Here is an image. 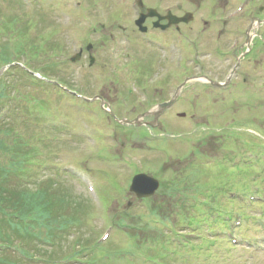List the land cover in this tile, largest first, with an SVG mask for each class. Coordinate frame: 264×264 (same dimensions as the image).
<instances>
[{
    "label": "rangeland",
    "instance_id": "1",
    "mask_svg": "<svg viewBox=\"0 0 264 264\" xmlns=\"http://www.w3.org/2000/svg\"><path fill=\"white\" fill-rule=\"evenodd\" d=\"M11 1L14 0H2V2L0 0V14L2 13L4 16H7L9 21L16 20L20 15L26 17L25 21H33L37 25V29L32 30V32L25 31V26L27 25L21 24L20 28L24 29L14 30L13 33H7L8 36L18 37L19 42L22 41L19 37L20 35L34 42H36L39 37H41L42 40H46V36L38 31L42 32V26H45V21L41 19V15H49V12L44 11V8H41L37 0L35 4V14H31V11L27 10V6L25 8L23 5L21 6L20 3ZM106 1L108 4L107 9L110 10L115 0ZM218 1L222 8L226 0ZM99 2H102L104 5L102 0ZM260 4L264 7V0L263 3L256 2L255 7L251 9V20L254 13L257 11L259 12L258 8ZM209 9L212 10V13L215 12L212 8V1H209ZM216 13L221 14L222 10L219 9ZM260 19L264 22V16H261ZM2 26L7 28L9 24ZM261 31L262 33L260 34ZM251 34H253V41L251 42L252 54L254 41L259 37L261 40H264L263 23H256V27ZM8 36L4 31L0 30V42L2 44L8 43V40H10ZM57 38H51L52 43L45 47L47 51H51L50 48H55V53H51L50 57L45 58V51L41 45V49L37 52V58L34 60L35 64L33 67L42 66L46 71L54 75H61L65 80L73 83L74 70L78 68V66H73L68 60L72 53L68 40L63 38L62 47L57 50ZM70 39L73 40L74 38L70 37ZM58 40H60V38H58ZM258 46L257 43L255 49ZM259 57V61H261L259 67H255L254 64H251V67L249 66L247 68L248 73L251 74V83H253V81L255 83V81L259 80L261 75H264V55ZM22 59L23 57L20 58V60ZM138 61L140 62L139 65L142 70H147L151 72L152 75L158 72L155 71L152 64L149 63L144 66L140 59H138ZM0 66H2V64H0ZM219 66L218 63L212 62L208 67L213 69ZM218 73L223 74L220 71ZM88 75L90 74L88 73ZM136 75L137 74H135V76ZM139 78L143 80L142 77ZM123 79L127 80V78ZM115 82L118 93L114 91L115 87L111 84L106 88L102 97L104 101L110 104L112 110L120 116L123 106H121L119 102L123 103L126 101L121 94L122 91L125 90V87L123 83H119L117 80H115ZM24 83H26V81L18 84V88L22 89L23 92L28 91V93L33 96V99L35 98L40 103H44L46 108L54 103L56 99L57 102H59L62 97L59 90L45 89L43 86L34 83L31 85H26ZM84 88L86 87L84 86ZM90 91L91 89L87 84V91H85V94L92 97L89 93ZM197 91L198 93L202 92V87L198 85L193 95L191 106H181L163 118V121L166 124V128L173 131L175 136L179 137L180 140L184 139L185 134L177 135L176 132L186 133L191 130V128L195 127L197 129V124L199 122L201 123L200 128L206 127V132L199 135L202 141L190 139L191 144L188 142L185 145H178L168 141L170 146H163V148L167 149L169 147L168 152L171 157L163 155L153 157V154L151 155L143 152L146 149H150L152 144H157L153 142L155 133L158 132V126H156L154 131L152 129H142L139 127L129 129L128 126L117 125L112 121L117 127L115 128V136L123 143V145L120 143L115 145L114 134L110 128L108 119L98 113H96V115L98 114L97 117H90L88 120L82 118L69 120L73 118L74 110L65 109L64 112H61L60 116L64 121L69 120L70 129L68 130L67 127L68 132L64 130L63 132H55V134H53L47 133L46 131H48L49 127L58 128L63 125L59 116L55 115L50 121H42L39 126H34V124L32 125L34 117L36 116L34 112H27L30 115L25 117L24 115H19L20 112L24 111L22 103L21 110L17 113V116L22 118L20 121H24V128H26L25 137L27 138L29 134L32 143L35 144V141H39L41 131H44V140L39 145V152H36L32 156L31 159L33 164H31V166H34L36 162H46L48 164H56L60 167L58 170L60 173L55 169L45 171L37 169L36 175L39 176V180H37L39 185H42L44 180L48 179L56 184L55 188L61 187L62 191L67 193L70 198L76 200L78 203L82 201L81 204L83 203L85 207H81L82 212L75 213L76 217L75 220H73L75 222H72L71 225L66 228L67 234L65 235L64 242L59 240L58 245L56 243L55 247L52 248L45 245V241L49 240L46 236L34 237L36 241L31 245L23 239L25 244L22 247L23 252L29 253L30 255L33 254V258L39 257L38 259H32L28 264H41L36 260H40L42 257L48 258V256L50 257V261H46L49 262V264H55L57 260L70 258L84 246L86 248L91 244L94 245L98 240L103 243L101 241L102 236L106 234L107 230L111 231L108 224L109 222L111 224H117L118 228L111 236L108 243L103 245V247L109 245L104 252L106 255L98 259H92L89 264H138L143 262L146 264H161L160 260H164V262L170 261L167 262L168 264H173V262H176L175 264H264V251L257 252L247 247H230L231 244L234 245V239L241 242L235 230L232 233L230 229H227L224 235L221 234L220 229L214 230L215 234L226 237L227 241H222L210 237L208 233L210 229L202 226L200 223L201 216L208 210L223 214L227 224L229 222H234L236 218H240L247 222L246 227L241 229V233L244 236H249L251 234V240L254 242L260 241L264 244V96L251 101V104H247L248 102H246L245 99L233 102V110L229 116L216 121L214 115L221 112H230L229 103L232 101H221L217 94L210 98L208 97L209 93L206 91H203L204 94L202 97H196ZM159 94L160 92L157 90L152 91L149 104H146L143 109L134 112L130 118L136 117L141 113L146 114L152 112L161 102ZM135 97L131 99V102ZM163 98H166V96ZM64 99L66 98L64 97ZM50 109L48 112H50ZM178 113H188L189 116L185 118L186 120H181L177 115ZM15 114L16 113L13 112L12 117H14ZM78 114L82 116L81 112H78ZM193 115L196 116L198 123L191 125L190 118ZM233 119L236 120L234 124H232ZM246 119L251 120V124L245 121ZM153 120L154 117L152 114L145 119H141L140 124H144L145 122L152 124ZM26 123H28V127ZM69 124H67V126H69ZM96 125L100 129H97ZM230 125H235V130L240 133H242V130H251V138H247L251 139V147L254 148V150L251 151V170L241 166L231 167L224 165L221 167H211L210 164L212 163H207V165H205L208 157H214L221 153L228 152L223 148L224 146L221 144V141H217L216 138L223 137V132ZM14 126L19 125L14 124ZM20 131L23 132V129ZM0 133H2L1 128ZM189 133L190 132L186 134ZM71 135L76 144L82 142L83 145H85L83 154L79 153L76 155L70 150L71 147L76 146ZM207 138L209 139L204 141ZM134 145H137L139 151L134 148ZM79 146L80 145H78V147ZM193 147L199 149L200 157L197 161H194L195 159L193 160V168L182 171L183 165L179 162L192 160L190 153ZM130 149H133V151ZM164 151L165 150L161 153ZM128 153L130 154L126 157ZM120 155L123 156V160L126 158L124 163L129 162L127 164L131 169L128 167L125 170L124 168L123 170H112V165L109 166L110 163H113L114 167L122 164L118 159ZM178 156H181L182 159L178 160ZM19 160H22L19 154H16L15 150L11 149L8 154L0 156V165L10 170L13 164L17 163ZM75 162L84 164L95 172L96 180L91 179L90 182L96 186L97 190L99 189L101 195L106 200L105 202L111 204L110 208H108V206L107 208H99L94 197L87 195V179L85 175L81 173L82 168L79 167L78 164L76 165ZM164 162H167V164H164ZM124 163L122 164L123 167L125 165ZM85 166L84 169L87 170ZM78 169L79 175L76 173ZM158 171H160L159 177L155 175ZM62 172H69L73 178L67 174H61ZM140 172H145L151 177H156L160 180L161 195L156 194L147 200L148 205L153 204L154 207L160 206L159 210L153 211V208H144L142 205L135 204L131 211H127L128 203L136 202L135 195L128 190L129 181L132 176ZM21 189L30 190L32 187L28 188L23 186ZM227 192H232L233 194L230 195L227 194ZM198 195L202 197L196 198ZM30 197L35 198L36 194L33 193ZM115 199L116 201H114ZM161 201H165V203L158 205ZM189 204L195 205V208L190 211L191 214L196 213L199 216L197 240H186L179 248L172 249L163 247L159 242L152 248L143 246L145 239L151 238L150 241L154 239L156 230L157 235L160 234V230L166 235L173 226L180 232L187 231L188 228L186 226L181 227L182 224L178 221L187 211ZM108 211L113 213V215H110L109 219L107 215V223V221L103 219V216L109 213ZM73 234L75 235L73 236ZM129 235L134 238L136 247L126 246L131 242L130 240L129 243L127 241ZM146 235H150V237ZM76 242L78 243L79 249L75 247L76 250H73L70 248L71 246L69 247L70 244ZM67 246L69 247L68 249ZM115 248H119L121 251H117Z\"/></svg>",
    "mask_w": 264,
    "mask_h": 264
},
{
    "label": "trees",
    "instance_id": "2",
    "mask_svg": "<svg viewBox=\"0 0 264 264\" xmlns=\"http://www.w3.org/2000/svg\"><path fill=\"white\" fill-rule=\"evenodd\" d=\"M22 95L23 94H21V96ZM2 103L3 101L0 102V107ZM17 122V119H12L10 122L6 120L4 123H0V128L2 129V133H0V156L8 154L11 149L15 150L19 155L22 152L20 140L16 138V140L13 139L16 130L14 124ZM23 162L24 160H19L17 163L13 164V174H8L9 171L1 169L3 165H0V244L13 245L17 235L21 237L20 229L18 228L20 223L18 221H23L20 215L23 216L24 211L35 212V210L42 205L50 206L48 204L51 201H56L58 202V207H60L63 212L67 211L68 213L71 212V214H74L71 215L69 213V216H71V220H75V213L82 212L79 207L84 206L83 203L81 204L82 201L78 203L76 200L70 198L67 193H64L61 187L55 188L54 183H50L49 181L46 182L44 186H40L36 182L34 183V188L30 190L21 189L23 183L16 173L24 168L25 163ZM14 168H16V172ZM31 192L36 194L35 198L30 197V195L33 194ZM14 214L17 217H13ZM27 215L28 214H26L25 217H27ZM41 215L45 214L42 213ZM14 219L18 221H14ZM58 221L61 223L64 220L58 218ZM70 222L71 221H66L68 224H70ZM24 230V241H27L32 234L29 232V229ZM17 260L18 259L15 258L13 254L9 253V251L0 252V264H21Z\"/></svg>",
    "mask_w": 264,
    "mask_h": 264
},
{
    "label": "water",
    "instance_id": "3",
    "mask_svg": "<svg viewBox=\"0 0 264 264\" xmlns=\"http://www.w3.org/2000/svg\"><path fill=\"white\" fill-rule=\"evenodd\" d=\"M140 184H135L134 188L142 195H148L150 192L155 190V186L152 181L146 180L145 177L138 178Z\"/></svg>",
    "mask_w": 264,
    "mask_h": 264
}]
</instances>
